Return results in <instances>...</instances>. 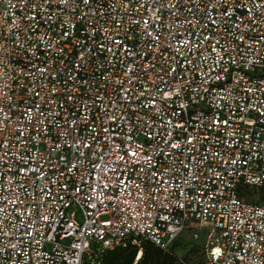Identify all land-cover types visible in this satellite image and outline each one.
Masks as SVG:
<instances>
[{"label":"built area","instance_id":"obj_1","mask_svg":"<svg viewBox=\"0 0 264 264\" xmlns=\"http://www.w3.org/2000/svg\"><path fill=\"white\" fill-rule=\"evenodd\" d=\"M264 0H0V264H100L185 232L264 264Z\"/></svg>","mask_w":264,"mask_h":264},{"label":"trees","instance_id":"obj_2","mask_svg":"<svg viewBox=\"0 0 264 264\" xmlns=\"http://www.w3.org/2000/svg\"><path fill=\"white\" fill-rule=\"evenodd\" d=\"M249 190L248 186L239 189V196L243 197L244 192ZM141 256L136 263L134 259L138 247L130 244L125 247H117L103 254L100 264H187V259H178L170 251H163L151 241L141 240L139 243Z\"/></svg>","mask_w":264,"mask_h":264},{"label":"rangeland","instance_id":"obj_3","mask_svg":"<svg viewBox=\"0 0 264 264\" xmlns=\"http://www.w3.org/2000/svg\"><path fill=\"white\" fill-rule=\"evenodd\" d=\"M241 198L247 203L264 207V187L249 188ZM190 236L191 234L189 232L183 233L175 242L170 252L178 259H187V264H201L204 258L201 251L203 240L200 239L198 242H191Z\"/></svg>","mask_w":264,"mask_h":264}]
</instances>
